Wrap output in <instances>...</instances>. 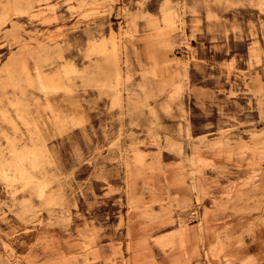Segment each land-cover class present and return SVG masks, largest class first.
Instances as JSON below:
<instances>
[{"label": "rangeland", "instance_id": "obj_1", "mask_svg": "<svg viewBox=\"0 0 264 264\" xmlns=\"http://www.w3.org/2000/svg\"><path fill=\"white\" fill-rule=\"evenodd\" d=\"M263 243L264 0H0V264Z\"/></svg>", "mask_w": 264, "mask_h": 264}, {"label": "crops", "instance_id": "obj_2", "mask_svg": "<svg viewBox=\"0 0 264 264\" xmlns=\"http://www.w3.org/2000/svg\"><path fill=\"white\" fill-rule=\"evenodd\" d=\"M16 74V73H15ZM230 221L229 219L227 218L226 221H223L222 220H218V223L216 224V227H215V231H222L227 225H229ZM242 224V222L238 221V222H232L231 225L233 226V228H235L236 226H240ZM242 243V242H241ZM264 244V243H263ZM241 248L238 250L239 252H237V254H244V255H247L249 256L250 254V249L247 248L246 246L244 245H241L240 246ZM262 248V247H260ZM263 253H264V246H263ZM262 254V252L260 251L259 252V256ZM254 255V254H253Z\"/></svg>", "mask_w": 264, "mask_h": 264}, {"label": "bare ground", "instance_id": "obj_3", "mask_svg": "<svg viewBox=\"0 0 264 264\" xmlns=\"http://www.w3.org/2000/svg\"><path fill=\"white\" fill-rule=\"evenodd\" d=\"M39 74H41V73L39 72Z\"/></svg>", "mask_w": 264, "mask_h": 264}]
</instances>
